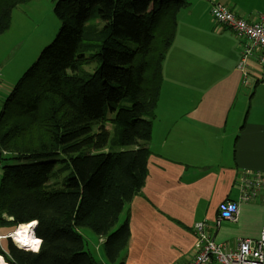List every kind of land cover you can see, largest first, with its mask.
Segmentation results:
<instances>
[{
    "label": "trees",
    "instance_id": "1",
    "mask_svg": "<svg viewBox=\"0 0 264 264\" xmlns=\"http://www.w3.org/2000/svg\"><path fill=\"white\" fill-rule=\"evenodd\" d=\"M30 1L0 0V36L14 9ZM191 1L51 0L59 31L0 111V146L8 151L0 154V227L36 221L41 240L28 250L9 239L8 251L0 247L6 262L101 264L80 233L85 227L106 236L109 263L125 264L130 225L120 215L148 176L163 64ZM95 14L108 18L99 29L89 23Z\"/></svg>",
    "mask_w": 264,
    "mask_h": 264
},
{
    "label": "crops",
    "instance_id": "2",
    "mask_svg": "<svg viewBox=\"0 0 264 264\" xmlns=\"http://www.w3.org/2000/svg\"><path fill=\"white\" fill-rule=\"evenodd\" d=\"M214 3L251 22L264 13V0H192L179 14L176 39L163 64L148 176L120 215L119 222L128 219L130 225L129 242L120 256L125 264H193V227L200 221L208 235L231 248L242 238H257L264 224V204L243 201L240 188L244 174L264 173V83L244 80L241 42L215 21L210 11ZM14 39L0 56V91L6 89L8 95L33 60L18 59L34 50L26 43L30 38ZM178 84L184 88L178 90ZM226 200L240 204V217L218 225L219 206ZM7 230L0 227V235ZM105 239L87 240L88 248L91 241L94 252L102 249L104 254L94 255L96 259L112 264L105 256Z\"/></svg>",
    "mask_w": 264,
    "mask_h": 264
},
{
    "label": "built area",
    "instance_id": "3",
    "mask_svg": "<svg viewBox=\"0 0 264 264\" xmlns=\"http://www.w3.org/2000/svg\"><path fill=\"white\" fill-rule=\"evenodd\" d=\"M215 21L224 28L232 30L244 43L239 68L246 82L252 80V74H258L259 81L264 82V13L256 22H250L238 16L222 3H215L211 8ZM1 80V79H0ZM0 154L8 151L0 146ZM241 199L248 202L261 201L264 204V173H246L240 185ZM220 225L222 220H239L240 204L226 200L219 206ZM193 230L196 235L194 248L196 259L193 264L217 262L218 264H264V224L257 238H242L236 247L218 242L208 235L206 224L197 222ZM16 245L17 242H15Z\"/></svg>",
    "mask_w": 264,
    "mask_h": 264
},
{
    "label": "rangeland",
    "instance_id": "4",
    "mask_svg": "<svg viewBox=\"0 0 264 264\" xmlns=\"http://www.w3.org/2000/svg\"><path fill=\"white\" fill-rule=\"evenodd\" d=\"M53 10H54V3L51 2V0H32L28 3L18 5V7L14 9L13 14H12L13 15V28H12L13 31H10V30L6 31L4 34H7V35H5L4 37L0 39V56H2L9 49L11 45L17 42V40L14 39L15 37H28L30 38V40H28L26 43L33 45L35 51L32 49H29L28 51H25L22 55H20L18 59L29 57L33 59L31 60V62L36 61L41 51L43 50V48L49 45L55 39L59 31V28L61 25L60 20L54 14ZM183 12H186V11H183ZM107 21H108L107 17H102V16L99 17L98 15L95 14L93 15L89 23L94 28L99 29L102 26H104L107 23ZM19 48L20 46H16L15 51H17ZM91 69L92 67L87 68V70H91ZM176 88L178 90H182L184 88V85L178 84ZM7 93L8 91L6 92V89H3L0 91V108L3 105V100L8 95ZM158 105H159V102H158ZM254 107L257 110L258 102L255 103ZM105 127H106L105 132L108 137L107 141H109L112 136L113 129L109 122H106ZM107 148L108 147H106L105 149ZM5 163L6 161H2L0 159L1 166H3ZM1 174H2V168H1ZM16 228L17 227L8 228L7 234L0 235V247L2 250L8 251V240L9 239H11L14 242V239L12 238V234L13 232H15ZM80 233L83 235V237L86 240H90V239L97 240V235L94 234L92 231H90L88 228H85V227L80 228ZM1 240H3V244ZM89 244H90L89 249L93 251L94 255H96L98 258H102V257L104 258L102 249H101V252L97 254L96 252H94L95 249L93 248L91 241L89 242ZM2 257L4 258V256Z\"/></svg>",
    "mask_w": 264,
    "mask_h": 264
},
{
    "label": "bare ground",
    "instance_id": "5",
    "mask_svg": "<svg viewBox=\"0 0 264 264\" xmlns=\"http://www.w3.org/2000/svg\"><path fill=\"white\" fill-rule=\"evenodd\" d=\"M34 226L36 227V221L23 224L21 227L16 228L15 232L12 234V238L18 245L23 246L25 249L37 250L40 246V239L34 235ZM0 264L9 263L4 261V258L0 255Z\"/></svg>",
    "mask_w": 264,
    "mask_h": 264
},
{
    "label": "water",
    "instance_id": "6",
    "mask_svg": "<svg viewBox=\"0 0 264 264\" xmlns=\"http://www.w3.org/2000/svg\"><path fill=\"white\" fill-rule=\"evenodd\" d=\"M22 226V225H21ZM21 226H18V228L19 227H21ZM34 231H35V226H34ZM34 235H35V233H34ZM36 236V235H35ZM18 247H20V248H22V249H25L23 246H21V245H17Z\"/></svg>",
    "mask_w": 264,
    "mask_h": 264
},
{
    "label": "clouds",
    "instance_id": "7",
    "mask_svg": "<svg viewBox=\"0 0 264 264\" xmlns=\"http://www.w3.org/2000/svg\"><path fill=\"white\" fill-rule=\"evenodd\" d=\"M21 226V225H20ZM18 228V227H17ZM14 243H15V241H14ZM40 243H41V240H40ZM34 247H35V245H34ZM39 248V247H38Z\"/></svg>",
    "mask_w": 264,
    "mask_h": 264
}]
</instances>
